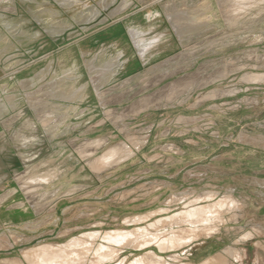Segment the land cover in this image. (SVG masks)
<instances>
[{
    "label": "rangeland",
    "instance_id": "374dc122",
    "mask_svg": "<svg viewBox=\"0 0 264 264\" xmlns=\"http://www.w3.org/2000/svg\"><path fill=\"white\" fill-rule=\"evenodd\" d=\"M240 1L0 0L10 15L24 17V78L50 65L55 70L42 72L37 91L40 147L10 152L28 164L0 183V236L14 235L0 262L23 261L28 249L89 231L100 233L94 250L105 245V232L134 228L123 224L127 218L161 208L175 213L186 204L176 200L212 194L203 203L231 196L240 206L219 214L213 234L164 253L106 244L118 252L99 264H127L148 251L169 264H200L217 253L227 257L226 249L239 255L227 264H264V0H244L242 8ZM16 26L9 29L14 36ZM52 74L56 104L46 98ZM183 79L186 89L173 91ZM31 91L17 104L22 117L36 112ZM151 95L159 99L150 109L128 110ZM96 141L104 143L92 152L87 144ZM83 144L84 158L77 152ZM121 144L133 148L129 158L106 168L100 158ZM50 172L56 179L31 186L30 204L22 181Z\"/></svg>",
    "mask_w": 264,
    "mask_h": 264
},
{
    "label": "bare ground",
    "instance_id": "6f19581e",
    "mask_svg": "<svg viewBox=\"0 0 264 264\" xmlns=\"http://www.w3.org/2000/svg\"><path fill=\"white\" fill-rule=\"evenodd\" d=\"M238 3L243 4V5H241V8L244 7V5H245L244 0H241ZM259 4H261V3H259ZM226 12H227V9H226ZM236 19H238V18H236ZM198 75H199V73H198ZM203 75H204V73H203ZM251 76L252 75H250V77ZM255 78H257V77H255ZM208 81H209V79H208ZM201 83H203V82H201ZM186 84L188 85V83H186V79L184 81L177 82L176 85L174 84L175 86H172V88H173L172 90L176 91V90L186 86ZM185 89L183 91H186ZM160 90H162V89H160ZM156 99H157V96H156ZM156 99L152 95L144 97V98H142L136 102V104H135L136 106H132V107L130 106V108L128 107L129 108L128 110L135 115L139 114L140 112L146 111V110L150 109L151 107H153V104H154L153 101ZM171 99H172V97H171ZM171 99H167L168 102H169V100L171 102ZM110 100H112V99H110ZM132 105H134V104H132ZM108 114H110V113L108 112ZM108 116H111V115H108ZM103 143L104 142H102V141H96L93 144H87V147L89 146L90 147L89 150H92V152H93L95 149H98L99 146H102ZM84 146L85 145L83 144L80 148L77 149V152L80 154V156L82 158H84ZM75 150H76V148H75ZM131 151H133V148L128 147L126 144L117 145V146L111 147L107 151H105L104 155L100 159L104 162L106 168H113V167H116L118 164L120 165V163L127 160L130 156L129 154L131 153ZM89 155H90V153L85 154V157H89ZM90 165L92 166V168L94 167V170H95V168H96L94 166L95 163H90ZM56 176H57L56 173L50 172V173H46L42 176H39V177H36L33 179L31 178L30 180L22 181L23 183H22L21 189L25 192V194L28 197H30V198H28V201L30 204H33L34 199H35L34 196H30V194H32V192H34L33 190L35 188V186H34V188H31V186L36 185V184L37 185H46L48 182L55 180ZM186 196L183 197L182 199L176 200V201L181 202V201L186 199L184 201V203H186V204L184 205L183 208H181V210L176 211L175 213H168V211H169L168 209L161 208V209L155 210V211L150 212V213L145 214V215H139L137 217L127 218V219L123 220L122 221L123 224H126L127 226L135 225V227L132 229H126V230L123 229V230H114V231L105 232L102 235V241L105 245L100 244L97 246V248L95 246L96 249H94V250H93V241L96 238H98L100 233L94 232V231H91V232L89 231L86 233L82 232L77 237L72 236L73 238L70 239L69 241H67L65 244H58V245L57 244H44V245H40V246L31 248V249H28L27 251L24 250L25 252L22 253V255H21V256H23V261L20 259H14L13 258V260H7V259L3 260L2 262H0V264H6V263L7 264H24V262L27 264H99V263L104 262L105 260H107V261L112 260L113 259L112 257L114 256L115 252H118V251H115V249H113V247L107 246V245H111V244H115L116 246L133 248V249H136L139 251L146 250V249H149L151 247H155L158 249V251L160 253H164L167 251L175 250L181 246H186L187 244L191 243L195 239H198L199 238L198 236H200V235L201 236L203 235V237H205V236H209V235L213 234V232L215 231V229H214L215 227L213 226V223L215 222V219L219 218L218 217L219 214L223 211L234 212L235 209L237 210L240 207L239 204L236 202V200H234V197L232 198L231 196H228V197L224 196L223 199H221L222 198L221 197L219 201L218 200L216 202L214 201V203H211V202L210 203H203L204 201H206V202L211 201L213 198L212 194H204V195L201 194V196L199 195L194 199H191V197H189V196L186 197ZM168 202H169V200H168ZM236 217H237V215H236ZM152 218L155 220H153ZM243 222H244V220H243ZM223 224H224V222H223ZM180 225L190 226V229L189 230H181V231H177V232L173 231V227L180 226ZM76 229H77V227H76ZM65 232L67 233V231H65ZM245 234H246V236H248L247 233H245ZM64 235H65V233H64ZM13 236H10V237H13ZM10 237L0 236V249H5L10 244L9 243ZM245 239H247V238H245ZM12 240L14 241V239H12ZM15 242H18L17 239L15 240ZM10 247H12V246H10ZM91 252H93V254L89 255ZM143 254H142V256L134 258L133 261H131L127 264H169L163 257L158 256L156 253H154L152 251H148V252L143 253ZM217 254L215 256L212 255V257L206 258L200 264H227L225 261V258H227L229 256L234 257L233 251L230 249H226L224 251V254H226L227 257H225V256L223 257V254L222 255H220V254L217 255ZM237 256H239V255L236 254L235 257H237ZM15 258H17V257H15ZM170 259L176 260L177 256L172 255L170 257ZM123 263L121 261L119 264H123Z\"/></svg>",
    "mask_w": 264,
    "mask_h": 264
},
{
    "label": "crops",
    "instance_id": "0c3cea01",
    "mask_svg": "<svg viewBox=\"0 0 264 264\" xmlns=\"http://www.w3.org/2000/svg\"><path fill=\"white\" fill-rule=\"evenodd\" d=\"M0 5V120L2 117L5 116V121L3 120L2 123H0V183L9 180L10 174L15 170L24 168L26 164L23 163V157H13L11 158V153H17L21 154V151L27 152V148L32 145L35 149L40 147V133H41V124L39 123L40 117L37 115V112L39 110V91L41 87V80H42V72L46 73L49 72H55V70L52 69L51 65L48 66V69H38L36 71H33L32 76L30 79H25L22 70L24 68H19V62L24 63V57H25V47H24V17L22 15H19L18 12H13L10 15V11H8V6ZM11 19V20H10ZM11 23L17 24V31L16 36L11 34L9 31ZM20 24V25H18ZM39 29V27H38ZM22 31V33H21ZM18 33H21L19 36ZM38 40V39H37ZM13 44V45H11ZM12 46V47H10ZM13 50H10L12 49ZM12 54V57H16V63L13 69L15 72H12L9 68V56ZM40 55L39 53L33 52V55ZM13 64V63H12ZM34 63L32 64V66ZM29 65L28 67H30ZM78 70V69H77ZM84 69L82 68L81 72ZM12 72L11 74H9ZM72 72V71H71ZM22 73V75H21ZM55 81V77L52 74V77L50 78V83L48 84L49 89L52 90V92L49 93V95L46 97L49 104H56L57 103V89L56 85L52 82ZM15 86V87H14ZM11 87V88H10ZM17 89L15 95H12L11 92H14V88ZM29 89H32L31 95L33 98V107L34 110L36 109V112L34 111L32 113V118H26L21 116V112H17L18 110V102L22 100V102L25 100L26 90L29 91ZM68 89V87H66ZM49 90V91H50ZM28 93V92H27ZM51 93L54 95H51ZM38 99V101H37ZM38 102V104H37ZM82 103H84V99H82ZM38 107V108H37ZM54 108V107H51ZM56 109V107H55ZM84 115V109L82 111ZM11 115V118H7V116ZM15 119V120H14ZM27 119V123L25 124L24 121ZM52 119V118H51ZM16 125L18 124V128L15 129L13 127L14 122ZM55 122V121H54ZM51 128V122L49 123ZM57 126L55 123H53V132L50 131V133L54 134L56 136V133L54 131H57L55 129ZM68 127L65 128V132L68 133V135H72L71 131H68ZM30 132H32L33 138L32 139H26L27 135ZM20 146V147H19ZM23 146V148L21 147ZM14 156V155H12ZM125 164V163H122ZM121 164V165H122ZM120 166V165H119ZM117 166V167H119ZM115 168V167H114ZM55 208V207H54ZM53 208V209H54ZM30 208H25L24 211L29 212ZM56 211V208L55 210Z\"/></svg>",
    "mask_w": 264,
    "mask_h": 264
}]
</instances>
